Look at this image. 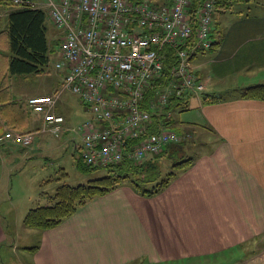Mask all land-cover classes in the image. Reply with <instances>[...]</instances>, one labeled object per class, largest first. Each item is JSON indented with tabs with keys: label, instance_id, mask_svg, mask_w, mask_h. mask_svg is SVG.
<instances>
[{
	"label": "crops",
	"instance_id": "crops-1",
	"mask_svg": "<svg viewBox=\"0 0 264 264\" xmlns=\"http://www.w3.org/2000/svg\"><path fill=\"white\" fill-rule=\"evenodd\" d=\"M8 1L0 0V59L7 66V18L14 9ZM210 40L212 48L193 61L204 95L182 107L197 117L177 130L192 138L179 144L187 167L154 196L122 184L45 231L21 224L31 204L44 201L37 200L41 194L34 203L27 198L19 213L0 210V263L13 259L22 232L36 241L15 251L24 264H264V101L237 92L264 84V0H241L217 11ZM11 91L0 97L6 125L38 135L43 116L9 104L34 93L16 97ZM204 97L217 101L204 103ZM36 136L24 148L0 143V160L8 161L3 164L32 153Z\"/></svg>",
	"mask_w": 264,
	"mask_h": 264
},
{
	"label": "built area",
	"instance_id": "built-area-1",
	"mask_svg": "<svg viewBox=\"0 0 264 264\" xmlns=\"http://www.w3.org/2000/svg\"><path fill=\"white\" fill-rule=\"evenodd\" d=\"M8 2L44 11L59 32L60 90L31 97L28 108L43 116L40 131L59 137L65 119L56 104L64 91L76 95L90 115L75 129L79 143L73 141L87 166L141 163L191 137L169 129L171 110L204 95L193 61L213 46L218 0H204L193 13L190 0ZM34 135L5 131L0 143L28 147Z\"/></svg>",
	"mask_w": 264,
	"mask_h": 264
},
{
	"label": "trees",
	"instance_id": "trees-1",
	"mask_svg": "<svg viewBox=\"0 0 264 264\" xmlns=\"http://www.w3.org/2000/svg\"><path fill=\"white\" fill-rule=\"evenodd\" d=\"M190 1V13H193L204 0ZM240 1L218 0L215 9L218 11L220 9L231 10ZM46 18L44 11L27 7H17L8 14L7 34L10 56L7 70L9 75L40 74L48 67L52 51L47 40ZM194 38L195 34L192 33V40ZM237 92L241 98L264 101V84L242 88ZM215 101L217 99L204 97V103ZM9 104L24 109L22 103ZM183 153L182 145H170L160 155L141 163L124 160L105 168L90 167L84 163L86 173H90L91 176L96 173L97 176L90 178L87 184L77 186L65 183L67 174L61 169L58 176L54 178L59 183L54 193L47 195L42 192L41 196L47 202L28 210L22 220V225L24 228L38 231L54 228L89 200L105 195L122 184H128L142 196H154L164 189L172 177L190 163L189 159L183 158ZM163 158L171 162V170L164 178L162 165L159 163V160Z\"/></svg>",
	"mask_w": 264,
	"mask_h": 264
},
{
	"label": "rangeland",
	"instance_id": "rangeland-1",
	"mask_svg": "<svg viewBox=\"0 0 264 264\" xmlns=\"http://www.w3.org/2000/svg\"><path fill=\"white\" fill-rule=\"evenodd\" d=\"M39 1L43 6L46 3V0ZM241 7L245 6L243 5ZM47 27V38L50 42L49 48L54 51L49 56L48 67L40 74L8 76L7 65H4V59L1 58L0 97L3 96V93H6L3 91L8 89L12 90L9 92L10 95L13 94V96L16 97L20 96L19 94L24 92H33V96L38 94L40 96H48L49 94H53L54 91L60 90L64 71L55 68L56 62L60 60V54L57 45L59 32L54 30V27L48 21ZM58 81L60 83L56 88ZM27 100L28 98L24 101H11L21 102L24 106V109H28ZM188 102V106L190 107L194 103V101L191 100ZM1 103L2 102H0V111L3 107V104ZM171 111L172 125L169 126V129H173L175 131L179 130L178 126L183 124L187 125V122L193 121L197 117V114L193 109L183 111L182 108H180ZM56 112L61 114L65 119V130L59 135V137H55L47 131H39L38 135L37 133L35 134V136L37 135L35 137V145L33 143L31 146V148L33 147V152L28 156H25V154L22 152L23 155L21 156L20 160L14 164H3L4 162L7 163L8 161L0 160V194L4 191V201L0 202L2 203L0 210L8 211L9 214H14V212L19 213L20 210H22V205L25 202L28 203L27 198H30V200L34 203L35 199L37 198L36 195H40L42 192H45L47 195H52L59 184L54 180V178L58 176V172L61 169H63L67 174L65 183L70 186L87 184L88 180L96 175V173L92 176L90 173H86L84 170V162L79 157L78 151L74 149L73 143V141H75L77 144L79 143V137L75 133V129H77V127L82 122L90 117L89 113L80 104L77 96L72 94L70 91H64L61 93L56 104ZM0 117H2L0 118V122L4 119V123L1 122L4 127V132H21L20 130H14L13 128H10L8 125H6L7 121L5 122L6 117H4L3 113L0 114ZM189 139L192 141V138ZM159 163L162 165V175L164 178L171 170V162L163 158L159 160ZM37 200H44L40 204H45L47 202L46 199L41 196H38ZM38 204V202L31 204L32 208ZM35 242L36 241L33 238H30L21 232L19 241L14 244V246L17 247V250L14 249L13 254H11L13 259L9 258L6 261H2L0 264H24L25 261H21L20 258L16 256V254H20L22 252V248L34 246ZM134 264L139 263L137 262Z\"/></svg>",
	"mask_w": 264,
	"mask_h": 264
},
{
	"label": "bare ground",
	"instance_id": "bare-ground-1",
	"mask_svg": "<svg viewBox=\"0 0 264 264\" xmlns=\"http://www.w3.org/2000/svg\"><path fill=\"white\" fill-rule=\"evenodd\" d=\"M3 4H4V3H3ZM6 6H7V5H6ZM242 11H243V10H242ZM1 15H2V14H1ZM50 24H51V23H50ZM0 29H1V28H0ZM213 29H214V28H213ZM54 30H55V29H54ZM54 38H55V37H54ZM54 38H53V39H54ZM0 39H2V38H0ZM57 40H58V39H57ZM52 42H53V41H52ZM52 42H51V43H52ZM54 42H55V41H54ZM57 42H58V41H57ZM53 48H54V47H53ZM51 51L54 52L53 50H51ZM8 76H9V75H8ZM7 144H8V143H7ZM0 146H1V145H0ZM5 146H6V145H5ZM11 146H12V145H11ZM18 147H19V146H18ZM7 148H8V147H7ZM13 148H14V147H13Z\"/></svg>",
	"mask_w": 264,
	"mask_h": 264
}]
</instances>
